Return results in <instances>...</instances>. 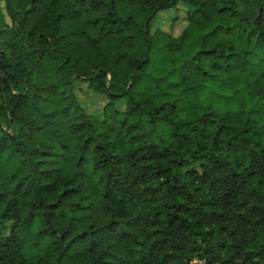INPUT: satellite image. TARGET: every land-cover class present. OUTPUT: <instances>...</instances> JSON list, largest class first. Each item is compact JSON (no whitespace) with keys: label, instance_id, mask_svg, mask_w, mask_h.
I'll list each match as a JSON object with an SVG mask.
<instances>
[{"label":"trees","instance_id":"1","mask_svg":"<svg viewBox=\"0 0 264 264\" xmlns=\"http://www.w3.org/2000/svg\"><path fill=\"white\" fill-rule=\"evenodd\" d=\"M4 2L0 264H264V0Z\"/></svg>","mask_w":264,"mask_h":264},{"label":"rangeland","instance_id":"2","mask_svg":"<svg viewBox=\"0 0 264 264\" xmlns=\"http://www.w3.org/2000/svg\"><path fill=\"white\" fill-rule=\"evenodd\" d=\"M4 0H0V6L4 5ZM185 6L181 3H177L176 6L170 7L167 9L158 10L153 18L151 19V30L156 28H161L173 36L179 35L182 29L187 24ZM1 11H4V16H8L5 13V10L0 8ZM3 23V17L0 19ZM76 91L79 95L81 103L90 111L98 113L106 101V97L99 93H94L86 88L84 82L76 81ZM117 108L123 109L125 104L123 101H120L116 104ZM201 262V260H193Z\"/></svg>","mask_w":264,"mask_h":264}]
</instances>
